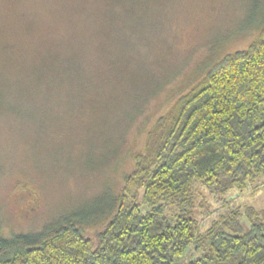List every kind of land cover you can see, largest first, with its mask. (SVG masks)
<instances>
[{"label":"rangeland","instance_id":"rangeland-1","mask_svg":"<svg viewBox=\"0 0 264 264\" xmlns=\"http://www.w3.org/2000/svg\"><path fill=\"white\" fill-rule=\"evenodd\" d=\"M263 23L264 0H0L4 236L105 215L155 120ZM227 198L261 209L264 184Z\"/></svg>","mask_w":264,"mask_h":264},{"label":"trees","instance_id":"trees-1","mask_svg":"<svg viewBox=\"0 0 264 264\" xmlns=\"http://www.w3.org/2000/svg\"><path fill=\"white\" fill-rule=\"evenodd\" d=\"M261 184L264 23L155 120L105 215L8 237L0 222V264H264V207L227 198ZM203 189L225 207L205 227Z\"/></svg>","mask_w":264,"mask_h":264}]
</instances>
